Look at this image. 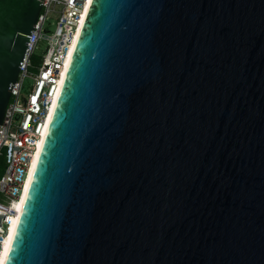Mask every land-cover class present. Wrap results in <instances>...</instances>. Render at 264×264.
<instances>
[{"label":"water","instance_id":"95a60500","mask_svg":"<svg viewBox=\"0 0 264 264\" xmlns=\"http://www.w3.org/2000/svg\"><path fill=\"white\" fill-rule=\"evenodd\" d=\"M4 264H264V0L90 1Z\"/></svg>","mask_w":264,"mask_h":264},{"label":"built area","instance_id":"2783aa9c","mask_svg":"<svg viewBox=\"0 0 264 264\" xmlns=\"http://www.w3.org/2000/svg\"><path fill=\"white\" fill-rule=\"evenodd\" d=\"M89 0H42V9L20 64V75L11 85V98L0 124V154L7 156V170L0 180V251L16 214L15 203L23 196L39 143L46 136L47 120L59 89L64 66L73 41L82 25ZM51 12L60 14L56 32L48 34L46 22ZM42 40H48L34 84L24 94L25 80L30 76L32 58ZM58 99V98H57ZM56 103V102H55Z\"/></svg>","mask_w":264,"mask_h":264},{"label":"bare ground","instance_id":"6f19581e","mask_svg":"<svg viewBox=\"0 0 264 264\" xmlns=\"http://www.w3.org/2000/svg\"><path fill=\"white\" fill-rule=\"evenodd\" d=\"M90 1L89 0L87 2V5H86V8H85V11H84V16H83V21H84V18L87 14V11H88V8H89V4H90ZM82 21V22H83ZM83 24V23H82ZM82 26V25H81ZM81 26L79 27V30L76 34V37L73 41V44H72V48H71V51H70V54L66 60V65L64 66V70H63V75H62V78H61V81L59 83V89L56 93V97H55V100L53 102V106L55 107L56 105V101H57V98H58V95H59V92H60V89H61V86L63 84V80L65 78V75H66V72H67V68H68V65H69V62L71 60V57H72V53H73V50H74V46L78 40V36L80 34V31H81ZM51 116H49L48 120H47V126L49 125V122H50V119H51ZM44 142V138L41 140V142L39 143V150H38V153H37V156L35 157L34 159V162L32 164V168H31V172H30V176H29V179L27 181V184H26V188H25V191H24V194L23 196L15 203L14 205V208H16V214L15 216L13 217V219L11 220V227H10V230L8 232V236L7 238L5 239L3 245H2V249L0 251V264H4L5 263V260H6V257H7V254H8V251H9V248H10V245H11V242H12V239H13V236H14V233H15V230H16V226H17V223H18V220H19V216L21 214V211H22V208H23V204H24V201H25V198H26V195H27V192H28V189H29V185H30V182H31V179H32V176H33V173H34V169H35V166H36V163H37V158L39 156V153H40V150H41V146H42V143Z\"/></svg>","mask_w":264,"mask_h":264},{"label":"rangeland","instance_id":"374dc122","mask_svg":"<svg viewBox=\"0 0 264 264\" xmlns=\"http://www.w3.org/2000/svg\"><path fill=\"white\" fill-rule=\"evenodd\" d=\"M59 16L60 14L58 12H51L49 14L48 20L46 22V29L48 30L49 35L56 32ZM48 45H49L48 40H42L34 52V55L32 58L33 64L30 68L31 73L33 74L26 77V80H25L26 86L24 89V94H27L30 91L31 86L35 82L33 75L38 72L39 66L42 63L43 57L47 53ZM7 167H8V164H7L6 151L3 150V152L0 154V180L2 176L5 174ZM3 199L4 198L0 196V200H3Z\"/></svg>","mask_w":264,"mask_h":264}]
</instances>
